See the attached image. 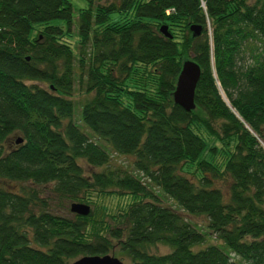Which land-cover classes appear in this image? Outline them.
<instances>
[{"label": "trees", "instance_id": "1", "mask_svg": "<svg viewBox=\"0 0 264 264\" xmlns=\"http://www.w3.org/2000/svg\"><path fill=\"white\" fill-rule=\"evenodd\" d=\"M84 1L0 0V264L107 253L130 264H264V0ZM186 59L200 69L188 112L171 96ZM74 84L80 122L102 144L71 120ZM106 148L133 155L139 175L111 166ZM46 184L60 200H133L112 225L92 209L34 211ZM152 187L204 216L205 231ZM157 243L169 250L149 252Z\"/></svg>", "mask_w": 264, "mask_h": 264}, {"label": "rangeland", "instance_id": "2", "mask_svg": "<svg viewBox=\"0 0 264 264\" xmlns=\"http://www.w3.org/2000/svg\"><path fill=\"white\" fill-rule=\"evenodd\" d=\"M71 1L74 4V6L77 8L85 6L84 0H71ZM102 3H103V1H102ZM206 28L209 29L207 23H206ZM70 34L72 35V37L68 38L66 41L70 45V47L72 48V50L75 54L77 51V45H78L77 44L78 36H77V28H76V19H74L73 24L71 25ZM27 83H31V82H27ZM34 83H38L39 85L45 86V84L40 83V82H34ZM84 97L85 96L83 94L82 88H80V85L74 84L73 92L71 95V98H72L73 103H74V111H73V114L71 116V120L74 123H76L77 125H79L80 128L91 139L102 144L99 140L94 139L92 134L90 133V131L86 127H84L80 122L79 106H80L82 100L84 99ZM13 137L11 136L10 140H12ZM262 145L264 146V144H262ZM106 149L108 150V152L110 153V156H111L110 157L111 166L122 168V169L126 170L127 172H131L135 175L137 174V172L134 171V169L132 167V161L134 160L133 155L116 154V153L110 151L108 148H106ZM79 163H80L83 171L87 174H88V172H91V171H99L100 170L99 167L88 166L83 160H79ZM137 175H139V174H137ZM5 184H6V181H5ZM217 184H218V182H217ZM7 185H10V187H8V188H16V184L11 185L10 182H7ZM50 187H51L50 185L46 184L42 187H36L35 188L37 191V194H38L37 196H38L39 200H36L35 205L32 207L33 208L32 210L38 211L39 209H41V206H42L41 204L46 203L45 208H47L48 210H50L52 212H56V213L61 214V215H72L73 213H71L69 211V204L71 202H80V203L87 204L90 207V209H92L93 212H95V216H97V214L103 215L104 221L107 224L112 225L113 224V220H112L113 217H116V219L117 218L119 219V215L123 212L125 206L133 200L132 196L124 195L121 193L119 194L118 192H114L112 194H109V193L98 194L96 192H90V194L87 193L85 195L86 198L84 197L85 200H82V201L60 200V199L56 198V196L53 194V192H51ZM152 191L158 197V199L160 200V202L162 204L175 209L179 213V215L182 218H184L187 222L191 223L192 225H194L195 227H197L201 231H203V232L205 231L206 219L204 216H202V215H191V214H188L185 211L179 209L158 188L152 187ZM206 242L207 243H214V244L218 243V241L211 234H208ZM116 249H114V250L116 251ZM168 250L169 249L167 246L159 244V243H157L155 245H150L148 247L149 252L156 253V254H163V253H166ZM107 254L118 258L122 262V264H130L129 259L125 256L124 257L118 256L116 254L114 255L113 253H107ZM79 257L80 256L70 259L68 264H70L72 261H74L75 259H77ZM235 261H237V263H239V264H245L244 262L242 263L236 257H235Z\"/></svg>", "mask_w": 264, "mask_h": 264}, {"label": "water", "instance_id": "3", "mask_svg": "<svg viewBox=\"0 0 264 264\" xmlns=\"http://www.w3.org/2000/svg\"><path fill=\"white\" fill-rule=\"evenodd\" d=\"M159 32L170 38L171 35L167 31L166 25H160ZM189 30L193 36L200 33L201 27L197 24H191ZM200 69L197 63L193 60L186 59L182 62L179 73L177 75L174 89L172 91V101L180 106L185 111H190L194 108L193 96L194 89L199 78ZM16 144L21 142L20 138L14 141ZM90 207L87 204L80 202H71L69 211L79 216H85L89 213ZM70 264H122V262L111 255H83L72 261Z\"/></svg>", "mask_w": 264, "mask_h": 264}]
</instances>
